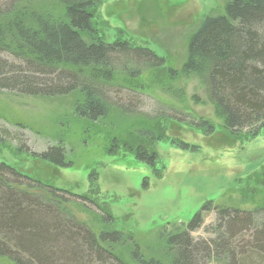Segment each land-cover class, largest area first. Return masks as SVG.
I'll return each mask as SVG.
<instances>
[{
    "label": "trees",
    "instance_id": "1",
    "mask_svg": "<svg viewBox=\"0 0 264 264\" xmlns=\"http://www.w3.org/2000/svg\"><path fill=\"white\" fill-rule=\"evenodd\" d=\"M24 1L0 0V88L41 97L77 95L73 113L84 123V132L115 111L139 118L137 127L124 134L108 129V154L132 153L159 174L154 143L168 138L166 120L199 129L204 136L216 131L207 119L182 120L163 110L142 112L137 81L146 70H163L169 82L179 73L197 78L221 121L226 144L254 138L264 127V0H225L221 13L204 16L189 37L180 72L165 66L164 59L145 46L95 36L92 8L100 0H60L63 8L58 15L28 10L26 4L17 8ZM1 54L13 59H2ZM169 88L175 98L183 94ZM10 134L1 130V145ZM12 136L18 138L17 133ZM15 151L60 166L70 164L60 145L35 153L18 138ZM88 178L87 191L75 194L0 161V257L13 264H206L212 259L222 264H264V202L251 210L214 206L218 213L214 238L196 241L187 229H162L157 235L164 263L146 257L130 232L113 228L108 204L98 202L93 192L97 176L89 172ZM32 189L35 192L28 191ZM69 203L100 224L98 233L68 210ZM211 205L208 201L187 227L197 226Z\"/></svg>",
    "mask_w": 264,
    "mask_h": 264
},
{
    "label": "rangeland",
    "instance_id": "2",
    "mask_svg": "<svg viewBox=\"0 0 264 264\" xmlns=\"http://www.w3.org/2000/svg\"><path fill=\"white\" fill-rule=\"evenodd\" d=\"M224 4L225 0H100L92 8L95 36L107 42L120 38L145 46L162 57L165 66L180 72L189 37L204 16L221 13ZM24 5L51 15L60 14L63 8L60 0H25L17 8ZM1 58L13 59L6 54ZM137 83L142 92V112L151 115L163 110L182 120L207 119L215 133L204 136L199 129L166 120L168 138L154 143L156 174L153 166L132 153L108 154L105 150L109 128L124 134L137 127L139 118L115 111L94 130L84 132V123L73 113L77 95L41 97L0 88V133L2 129L11 133L10 140L0 144V161L30 178L75 194L87 191L91 172L97 176L93 191L96 200L108 204L113 228L130 232L146 257L166 263L157 235L162 229H187L196 241L214 238L218 223L214 206L251 210L264 202V127L254 138L226 144L221 121L205 100L197 78L179 73L169 82L163 70H146ZM169 87L183 94L175 98ZM14 133L31 152L62 146L70 164L60 166L26 152L18 154ZM176 140L188 147L179 146ZM208 201L212 205L201 213L200 223L187 227ZM66 207L98 233L100 224L89 213L75 204ZM0 264L13 263L0 257ZM206 264L222 263L212 259Z\"/></svg>",
    "mask_w": 264,
    "mask_h": 264
}]
</instances>
